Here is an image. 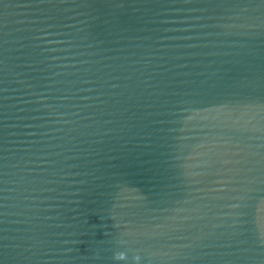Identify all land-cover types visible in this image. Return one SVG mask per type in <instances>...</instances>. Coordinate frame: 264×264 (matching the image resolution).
Returning <instances> with one entry per match:
<instances>
[{
	"label": "water",
	"instance_id": "water-1",
	"mask_svg": "<svg viewBox=\"0 0 264 264\" xmlns=\"http://www.w3.org/2000/svg\"><path fill=\"white\" fill-rule=\"evenodd\" d=\"M0 264H264V0H0Z\"/></svg>",
	"mask_w": 264,
	"mask_h": 264
}]
</instances>
